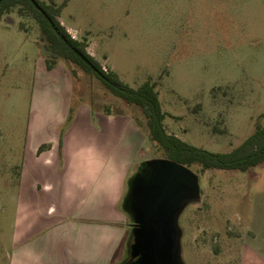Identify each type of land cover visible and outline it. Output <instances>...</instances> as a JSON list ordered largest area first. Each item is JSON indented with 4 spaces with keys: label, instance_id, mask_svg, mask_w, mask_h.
Returning a JSON list of instances; mask_svg holds the SVG:
<instances>
[{
    "label": "rangeland",
    "instance_id": "374dc122",
    "mask_svg": "<svg viewBox=\"0 0 264 264\" xmlns=\"http://www.w3.org/2000/svg\"><path fill=\"white\" fill-rule=\"evenodd\" d=\"M44 1L67 2L60 21L75 29L67 28L89 53L97 52L105 70L135 88L156 83L168 132L224 153L264 125V0ZM41 37L37 20L18 6L0 15V264H10L16 196L35 134L36 82L47 58ZM58 66L71 76L74 117L86 103L132 115L143 133L127 192L144 161L166 157L149 137L142 108L81 65L59 58ZM191 168L201 198L179 216L182 264H242L249 246L264 259V162L246 171ZM127 220L130 231L116 264L127 260L134 240L128 214Z\"/></svg>",
    "mask_w": 264,
    "mask_h": 264
},
{
    "label": "crops",
    "instance_id": "0c3cea01",
    "mask_svg": "<svg viewBox=\"0 0 264 264\" xmlns=\"http://www.w3.org/2000/svg\"><path fill=\"white\" fill-rule=\"evenodd\" d=\"M93 56L99 60L97 52ZM43 66L35 134L16 196L10 264H116L130 231L126 182L143 133L132 115L86 103L77 106L63 133L73 106L71 76L59 66ZM44 143L50 148L39 152ZM244 252L242 264H264L250 246Z\"/></svg>",
    "mask_w": 264,
    "mask_h": 264
},
{
    "label": "trees",
    "instance_id": "16d2710c",
    "mask_svg": "<svg viewBox=\"0 0 264 264\" xmlns=\"http://www.w3.org/2000/svg\"><path fill=\"white\" fill-rule=\"evenodd\" d=\"M53 19L60 32L81 52H83L98 70L106 76L104 79L86 61H84L59 35L47 17L40 11L32 0H2L0 1V15L12 11L16 6L22 14L30 13L39 23L42 32V41L47 50L46 65L53 69L59 58L81 65L85 70L95 74L118 97L129 104H135L142 108L149 137L155 146L163 152V155L192 166L198 164L203 170L207 169H237L246 171L264 162V125L258 126L253 134L246 138L238 147L230 152H213L205 148L190 144L174 133L168 132L165 127V112L156 89V83L151 79L135 88L121 79L114 70H105L103 65L87 49V43L79 40L69 32L67 27L59 19L67 2L56 6L44 0H36ZM73 106L70 109L68 123L74 119ZM107 112H110L109 110ZM49 143L40 146L39 152L50 148ZM127 214L130 216L126 209ZM131 218V217H130ZM129 256L121 264H130Z\"/></svg>",
    "mask_w": 264,
    "mask_h": 264
},
{
    "label": "water",
    "instance_id": "95a60500",
    "mask_svg": "<svg viewBox=\"0 0 264 264\" xmlns=\"http://www.w3.org/2000/svg\"><path fill=\"white\" fill-rule=\"evenodd\" d=\"M32 1L64 41L106 79L60 32L46 10L36 0ZM200 188L199 175L188 165L167 157L144 161L133 176L125 199L134 237L129 247L130 264H182L179 216L188 203L200 200Z\"/></svg>",
    "mask_w": 264,
    "mask_h": 264
},
{
    "label": "flooded vegetation",
    "instance_id": "af4514ba",
    "mask_svg": "<svg viewBox=\"0 0 264 264\" xmlns=\"http://www.w3.org/2000/svg\"><path fill=\"white\" fill-rule=\"evenodd\" d=\"M129 261H130V257H129V259H128ZM130 263V262H129Z\"/></svg>",
    "mask_w": 264,
    "mask_h": 264
}]
</instances>
